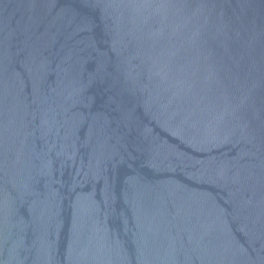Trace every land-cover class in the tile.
I'll return each mask as SVG.
<instances>
[{"label":"water","instance_id":"water-1","mask_svg":"<svg viewBox=\"0 0 264 264\" xmlns=\"http://www.w3.org/2000/svg\"><path fill=\"white\" fill-rule=\"evenodd\" d=\"M0 264H264V0H0Z\"/></svg>","mask_w":264,"mask_h":264}]
</instances>
